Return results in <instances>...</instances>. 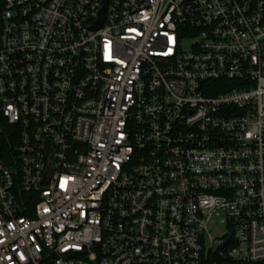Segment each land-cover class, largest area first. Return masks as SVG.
I'll list each match as a JSON object with an SVG mask.
<instances>
[{
  "label": "built area",
  "instance_id": "2783aa9c",
  "mask_svg": "<svg viewBox=\"0 0 264 264\" xmlns=\"http://www.w3.org/2000/svg\"><path fill=\"white\" fill-rule=\"evenodd\" d=\"M0 264H264V0H0Z\"/></svg>",
  "mask_w": 264,
  "mask_h": 264
},
{
  "label": "rangeland",
  "instance_id": "374dc122",
  "mask_svg": "<svg viewBox=\"0 0 264 264\" xmlns=\"http://www.w3.org/2000/svg\"><path fill=\"white\" fill-rule=\"evenodd\" d=\"M221 233H222V230H221L220 228H217L216 230H214V231L212 232V235H213V236H215V235L220 236Z\"/></svg>",
  "mask_w": 264,
  "mask_h": 264
},
{
  "label": "water",
  "instance_id": "95a60500",
  "mask_svg": "<svg viewBox=\"0 0 264 264\" xmlns=\"http://www.w3.org/2000/svg\"><path fill=\"white\" fill-rule=\"evenodd\" d=\"M101 23H102V20L100 21V23L98 25H101Z\"/></svg>",
  "mask_w": 264,
  "mask_h": 264
}]
</instances>
